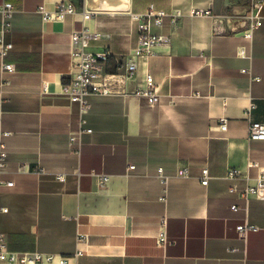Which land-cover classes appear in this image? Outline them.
<instances>
[{"label":"crops","instance_id":"0c3cea01","mask_svg":"<svg viewBox=\"0 0 264 264\" xmlns=\"http://www.w3.org/2000/svg\"><path fill=\"white\" fill-rule=\"evenodd\" d=\"M65 1L77 14L43 21L41 7L54 12ZM248 1L95 0L128 10H94L84 21L88 0H0V42L12 44L0 54V134L9 133L2 179L14 183L0 195L8 209L0 232L10 251L71 264H264V200L241 196L264 176V141L249 139L251 123H264V21L252 39L238 20H224L223 33L215 27ZM7 3L14 13L6 29ZM151 7L183 15L177 25L154 28L171 41L137 58L129 84L144 90L151 75L160 103L92 94L82 115L63 95L73 72L72 34L89 27L99 35L91 51L102 57V70L125 74L139 47V18ZM208 9L213 16L192 14ZM81 129L91 132L71 144ZM230 169L241 177L230 179ZM100 176L109 182L101 185ZM247 222L258 230L241 239L237 228ZM161 232L166 247L157 244Z\"/></svg>","mask_w":264,"mask_h":264},{"label":"built area","instance_id":"2783aa9c","mask_svg":"<svg viewBox=\"0 0 264 264\" xmlns=\"http://www.w3.org/2000/svg\"><path fill=\"white\" fill-rule=\"evenodd\" d=\"M264 0H249L248 7L244 12H235L224 17H219V21L223 23L224 20L232 21L238 20L239 23L246 29L245 37L253 38L255 30L263 25L264 21ZM39 12L43 16V21H59L65 19L68 15L77 14V7L65 1L60 3L54 12L46 11L45 7H41ZM4 27L7 29L10 25V20L13 17L14 8L12 4L7 3L4 8ZM95 14L94 11L84 8L82 15L84 21L91 19ZM195 16H213L211 9L195 10L192 13ZM183 17L180 10H175L171 13L157 12L151 7L139 20V47L132 53L129 63L126 67V73H105L101 67L102 57L96 55L91 51L92 43L97 41L99 35L93 33L89 27L84 26L81 30L75 31L71 37V58H72V77L70 83L65 85L63 95L71 102L80 106V113L86 115L90 109L89 96L92 94L101 95H129L134 94L139 97H144L148 100L149 105L155 106L160 103L161 96L159 86L155 83L154 78L148 75L146 78V88L144 90L132 91L129 89V84L134 81L138 70L137 58L143 55H151L154 49L163 44H169L170 38L156 34L155 27H162L166 21L177 25ZM12 49V44L0 42V54L5 56ZM242 57H246V49L242 48L240 52ZM4 69L8 73H14L15 67L11 64H6ZM258 79V78H257ZM1 107V101H0ZM1 116V112H0ZM84 123V121H83ZM222 129H227L226 121L223 120ZM91 130L81 129L71 135V144L80 146L81 138L84 133H90ZM9 133L0 134V195L3 188H12L13 182H5L2 177L7 169V155L5 152V145L3 137ZM249 139L252 141H264V123L253 122L249 128ZM135 167L132 166L131 169ZM22 170V169H21ZM162 173V170H160ZM180 175L187 176L188 170L182 169ZM230 179H238L241 177V172L238 169H230L228 171ZM62 179L63 177H59ZM210 181L209 170L204 169L202 172L201 183L207 186ZM109 182L108 176H100V184L106 185ZM232 192L236 188L231 189ZM241 196L248 199L255 196L258 199L264 200V176L260 177L257 184L245 189ZM233 210L238 207L233 206ZM8 209L0 205V214L7 213ZM241 239H245L250 231H257L256 225L246 223L237 228ZM170 242L168 241L165 232H161L157 238L159 247H166ZM82 256V252H77L74 259ZM59 262L60 264H71V258H59L56 255L44 254L40 252H12L8 249L5 236L0 232V264H51Z\"/></svg>","mask_w":264,"mask_h":264},{"label":"water","instance_id":"95a60500","mask_svg":"<svg viewBox=\"0 0 264 264\" xmlns=\"http://www.w3.org/2000/svg\"><path fill=\"white\" fill-rule=\"evenodd\" d=\"M88 2L89 3L87 6V9L90 11H94V10H128V7H126V8L124 7L122 9H117L116 6H110V5H107L109 7H99V6L95 5V0H88ZM215 27H216L217 32L223 33L225 31L224 24L222 22H220L219 20H216Z\"/></svg>","mask_w":264,"mask_h":264},{"label":"rangeland","instance_id":"374dc122","mask_svg":"<svg viewBox=\"0 0 264 264\" xmlns=\"http://www.w3.org/2000/svg\"><path fill=\"white\" fill-rule=\"evenodd\" d=\"M233 12H236V11H233ZM232 13V12H231ZM233 14V13H232Z\"/></svg>","mask_w":264,"mask_h":264}]
</instances>
